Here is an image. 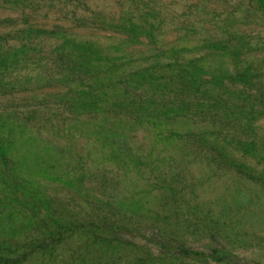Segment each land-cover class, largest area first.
<instances>
[{
	"label": "trees",
	"instance_id": "16d2710c",
	"mask_svg": "<svg viewBox=\"0 0 264 264\" xmlns=\"http://www.w3.org/2000/svg\"><path fill=\"white\" fill-rule=\"evenodd\" d=\"M207 4L74 7L32 48L0 50V264H173L184 179L160 175L161 154L264 188V0Z\"/></svg>",
	"mask_w": 264,
	"mask_h": 264
},
{
	"label": "rangeland",
	"instance_id": "374dc122",
	"mask_svg": "<svg viewBox=\"0 0 264 264\" xmlns=\"http://www.w3.org/2000/svg\"><path fill=\"white\" fill-rule=\"evenodd\" d=\"M185 1L198 0H80L78 7H75L76 0H26L24 6L11 1L0 2V50L18 49L23 43L32 48L36 27H49L54 21H62L67 10L66 17H70L74 7L78 9V14L89 15L91 11H102L106 14L118 15L122 12L134 15L153 11L161 18L171 13L179 14ZM199 1L218 5L219 8L224 5L222 0ZM224 1L227 5L235 2ZM258 29L251 31L254 38L264 35V32L257 35ZM75 31L89 35L91 30L76 28ZM99 34L93 38L101 44L107 43L108 39ZM25 55L29 59L21 70L24 74L28 73L33 59V54ZM258 55L254 64L263 66L264 57ZM6 99L0 98V103ZM257 124L259 132L264 134V119L260 118ZM157 165L160 175L168 178L171 173L176 174L180 170L178 179H184L177 186L182 190L183 198L178 199L173 207L180 209L181 215L172 225L178 230L180 237L177 238L182 240L185 250L173 264H264L263 187L245 181L238 175L214 174L204 162L196 159L188 162L177 157H162L161 154ZM168 165H176L173 172L167 171ZM136 184L125 183L122 186L137 197L141 183ZM141 197L146 206L152 210L159 209L160 199L156 190L148 194L141 193Z\"/></svg>",
	"mask_w": 264,
	"mask_h": 264
}]
</instances>
